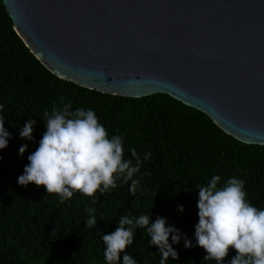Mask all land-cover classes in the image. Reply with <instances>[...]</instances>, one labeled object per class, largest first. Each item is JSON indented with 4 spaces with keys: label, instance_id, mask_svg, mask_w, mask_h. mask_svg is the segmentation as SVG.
<instances>
[{
    "label": "trees",
    "instance_id": "trees-1",
    "mask_svg": "<svg viewBox=\"0 0 264 264\" xmlns=\"http://www.w3.org/2000/svg\"><path fill=\"white\" fill-rule=\"evenodd\" d=\"M60 97L71 102L73 111L94 110L109 138H123L124 157L133 165L132 149L141 160L151 153L133 176L139 181L134 194L131 180H118L117 188L102 195L97 192L95 204L78 192L61 203L44 186L18 184L28 155L46 131L43 114H51L54 104L62 107ZM0 105L4 126L11 133L8 146L0 150V264H107L103 235L116 230L120 217L135 219L141 214L152 221L164 217L167 225L182 233L180 242L172 244L178 258L169 257L166 264H216L203 259L207 253L195 238L197 186H206L215 175L221 177L218 187L234 176L243 179L249 202L264 210V145L235 140L204 113L163 93L137 98L110 95L56 77L15 33L1 0ZM30 119L36 121L33 140L19 135ZM23 145L27 148L21 155ZM89 207L96 209L94 228L85 223ZM185 236L192 243L189 248H185ZM149 241L146 229L137 227L127 254L138 264H159V248ZM235 255L230 249L224 264Z\"/></svg>",
    "mask_w": 264,
    "mask_h": 264
},
{
    "label": "water",
    "instance_id": "water-1",
    "mask_svg": "<svg viewBox=\"0 0 264 264\" xmlns=\"http://www.w3.org/2000/svg\"><path fill=\"white\" fill-rule=\"evenodd\" d=\"M53 75L125 97L163 93L264 145V0H1Z\"/></svg>",
    "mask_w": 264,
    "mask_h": 264
},
{
    "label": "clouds",
    "instance_id": "clouds-1",
    "mask_svg": "<svg viewBox=\"0 0 264 264\" xmlns=\"http://www.w3.org/2000/svg\"><path fill=\"white\" fill-rule=\"evenodd\" d=\"M60 104L62 107L53 105L51 114L44 112L46 131L39 140V146L28 155L29 163L18 177V184L44 186L47 193L56 194L61 203L78 192L91 197L95 204L97 192L102 195L117 188L118 180L125 183L131 180L130 190L134 194L139 181L133 176L140 172L142 163L150 158L151 153L146 152L141 160L132 149L133 165L131 159L124 157L123 138L120 135L109 138L108 130L99 122L94 110L80 107L73 111L71 102H65L64 97H60ZM2 111L3 105H0ZM4 124L5 119L0 115V150L8 146L11 138ZM35 124L33 119L26 121L20 137L33 140ZM26 148L27 145L21 146L19 153L23 155ZM220 179L219 175H215L206 186H197L199 221L195 225V238L196 244L207 253L203 259L224 264L229 250L234 249L236 255L229 264H264V210L249 202L243 179L234 176L227 180L226 185L218 187ZM178 210L182 212L183 206H178ZM86 211V227L94 228L97 223L96 209L89 207ZM137 227L146 229L150 245L158 246L159 264H166L169 257L173 260L178 258L172 244L180 242V230L167 225L164 217L157 216L152 221L151 216L141 214L135 219L120 217L116 230L103 235L106 246L103 255L107 264H121L122 253V264H138L126 252L134 242ZM184 245L185 248L192 246L186 236Z\"/></svg>",
    "mask_w": 264,
    "mask_h": 264
}]
</instances>
